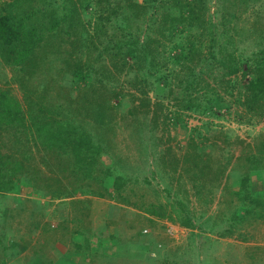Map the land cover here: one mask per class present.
<instances>
[{"label":"rangeland","instance_id":"374dc122","mask_svg":"<svg viewBox=\"0 0 264 264\" xmlns=\"http://www.w3.org/2000/svg\"><path fill=\"white\" fill-rule=\"evenodd\" d=\"M177 1L0 0V15L10 13L17 22L28 15L31 19L27 22H31V28L37 31L41 40L37 47L40 50L38 56L24 64L16 65L7 52L0 51V106L8 103L11 107L9 118L0 121V156L8 155L12 164L19 162L26 170L40 172L51 170L50 165L59 170L66 165V161L74 158L67 154L71 153L70 148L61 149V155L57 157L59 152L56 148L48 149L40 141L34 144L28 136L34 121L51 124L74 122L76 131L81 125L92 135L102 129L106 138L113 136L112 148L105 144L109 154H121L128 162L141 152L144 163L138 162L136 166L141 163L142 168L130 170L131 183L128 186L136 192L130 197V202L96 200L103 201L104 210L111 217L108 220L110 226L119 219L131 225L130 229L136 230L138 235L144 229L149 231V236L156 241H152L149 247L158 248L157 260H154L157 264H187L181 246L184 238L180 235V241L175 244L176 250L167 244L174 239L175 227L185 229L187 221L198 226L203 216L208 214L209 207L202 213V206L206 200L204 194L210 188L207 186L210 182L209 170H220L218 177L224 179L229 174L230 180L237 172L240 173L237 167L251 158L257 159L264 170V95L251 104L252 92L247 87L252 78L251 67L261 58L259 54H263L264 50V0H181L196 8V18L191 24L187 21L184 25L180 24L179 29L172 30L175 24L167 10L168 6H177ZM132 3L135 8H131ZM172 11L181 14L183 9ZM180 29L184 31L180 32ZM171 33L173 37L169 39ZM148 39L159 42L157 51L162 54L157 56L155 53L154 59L144 62L146 53L154 52V46L148 45ZM162 44L166 47L162 48ZM130 52L136 56L132 58ZM175 56L183 57L184 62L173 64ZM234 65L239 71L228 74ZM189 69L195 74L194 79L187 75ZM74 73L79 74L78 80L74 79ZM85 75L88 78L85 79ZM141 77L149 83L147 97H142V92L137 90L144 85ZM188 79L194 83L188 88L189 96L183 105L192 103L194 107L191 110L181 104L177 108L174 101L166 97L165 91L167 84L176 87L179 82L184 83ZM81 94L87 95V100L93 102L90 116L84 117L79 111L73 113L71 109V104L76 106L77 98L81 100ZM146 99L151 111L155 102L164 104L165 114L159 115L157 123L146 119L144 110H139ZM87 100L77 106H82V109L89 106ZM44 105L51 106L49 114ZM97 118L108 126L98 128L100 125L94 122ZM11 119L13 122L7 123ZM23 124L28 127L24 128ZM138 126H147L141 137L135 132ZM138 137H145L142 141L147 143L153 137L160 138L171 145L176 159H181L183 166L178 170L181 176L174 189L170 190L165 179L160 178L161 168L156 170L158 164L153 168L156 159L152 151L144 153L139 149ZM99 140L94 136L91 143L95 146ZM99 144L104 142L100 140ZM188 145L201 154L202 167L194 171L188 170L190 166L183 159ZM101 161L104 166L109 165L108 156L103 155ZM5 162V157L0 159V164ZM28 176H21V181L27 183ZM248 182L243 185H248ZM24 183H19L22 186L16 184L14 177L13 188L22 195L7 193L0 198V219L3 217V220L10 221L14 228L20 227V238L15 240L17 244L21 239L25 242L29 240L28 228L17 223L18 220L27 216L32 203L46 204L47 199L40 192L30 194V188ZM49 184L58 194H73L68 187L64 189L51 180ZM92 197L76 193L70 198L55 199L50 208L46 205L40 207L42 213L45 212L44 221L50 222L53 227L58 220L68 217L66 204L71 213L77 210L76 214L82 217L84 211L80 214L78 208L88 210ZM16 198L21 199L20 203L15 201ZM180 201L184 206H178ZM55 203L65 205L59 208ZM164 206L167 209L162 217L150 214V211ZM213 212L218 214L215 208ZM73 230L70 228V231ZM83 231L84 235L92 234L85 227ZM74 235L71 234L70 241L76 260L67 264H92L87 263V256L83 257L85 250L79 253L76 246L79 243L73 240ZM116 235L110 233L99 240L94 259L98 257L99 250L107 248L104 246L106 240L120 239ZM34 241L32 237L28 248L21 252V255L28 254L31 261L22 264H44V260L49 264L47 251L42 253L43 256L34 255ZM84 241L86 244L85 238ZM126 241L129 242V239ZM122 250L106 256L102 264L133 263V259L123 256Z\"/></svg>","mask_w":264,"mask_h":264},{"label":"trees","instance_id":"16d2710c","mask_svg":"<svg viewBox=\"0 0 264 264\" xmlns=\"http://www.w3.org/2000/svg\"><path fill=\"white\" fill-rule=\"evenodd\" d=\"M132 7L135 8V4L132 3L131 8ZM176 8H179L180 10L183 9V12L181 14L174 13L172 10ZM194 9L196 8L191 3L186 1L184 3L181 0L177 1V6H168L167 11L172 14L175 24V27L173 26L172 30L179 29L181 27L179 25H184V22L187 21L191 24L193 22L192 20L196 18ZM30 19L31 18L26 15V18H19V22H17L12 18L10 13H6V15L3 16L0 15V51L7 52L9 54V58L12 57L13 62H15L16 65L24 64L31 59H35L40 52L37 47L41 40L37 37V31L31 28V22H27V20L30 21ZM182 31L184 30L180 29V32ZM163 36H165V34ZM171 37H173L172 33L170 34L169 39H171ZM148 45L154 46V52H147L145 58H143L144 62H150L152 59H154L153 57L155 53L157 56H160L162 54L157 51L159 46V42L157 40L150 41L148 39ZM161 47L165 48L166 44H162ZM169 49L171 50L172 47ZM262 53L263 54H259L261 58L257 60L251 67L252 78L247 86L252 92V98L250 101L251 104H255L258 100V97L260 98L264 95V50ZM130 54L132 58L136 56L134 53L132 54V52H130ZM183 62V57L175 56L173 58V64H181ZM238 71L239 70L237 66L234 65L233 69L228 74H234ZM156 72L158 73L159 71L156 70ZM187 75H190L189 78H195V74L192 73V70L190 69L188 70ZM73 77L75 80H78L80 78L79 74L77 73H74ZM84 78H88V75H85ZM141 82L144 83V85L140 86L139 82L138 85L140 86V88L137 87V90L142 92V97H147L150 90V88L147 87L149 83L145 77H141ZM193 83V80L188 79L184 83L179 82L178 86L176 87L172 86L171 84H167L165 87V91L167 94L166 97H170L174 101V104L177 108L179 104H181L180 106H183L187 110H191L192 107H194L192 103L187 102L186 105H183V102H185L186 97L189 96V94H187V91ZM83 95L84 94L80 95L81 100L77 98L78 102H76V106L71 104V109H73V113H75L76 111L78 113L79 111V113H82L83 116L86 117L87 115L90 116V114L93 113L94 106L93 102L87 100V95ZM85 100H87V105L89 106H85L83 109L82 106L81 108H79L77 106L79 102L81 103V101ZM1 105L0 121L9 118V115L11 114V107L8 103H2ZM50 105L49 107L51 108ZM44 106L45 110L49 114L51 112V109L46 105ZM249 107L252 108L253 106L249 105ZM150 108L151 105H149V102L146 99V101L143 102V106L140 107L139 110L142 112L144 110L146 119H151L152 121L155 120L157 123L160 120L159 115L164 116L165 114L163 113V110L165 109L164 104H162L160 101L155 102L154 104H152V111L150 110ZM65 109H67V107ZM81 109L82 112H80ZM97 115L98 114H96V116ZM13 119L8 121L7 123L13 122ZM86 119H88V117ZM94 122L95 124L100 125L98 126V128L108 126V124H105L102 120H100V118L95 119ZM1 125L2 123L0 122V127ZM75 125L76 124L74 122H66L65 124L63 122H56L55 124H51L48 121L45 123L34 121L31 124V128H29L31 134L28 135L29 138L32 139L34 144L40 141L41 145L43 144V146L48 149L56 148V151L59 153L55 151H53V153H57V157L59 156V154L61 155L60 151L64 150L63 148H70L69 150H71V153L67 154H70V156L74 158L66 161V165L64 167H60L59 170L50 165L51 170H43L44 172H40L39 170H26L24 169L22 163L19 162H13L12 164L8 155L0 156V159L5 157L6 160L4 164H0V198L5 196V194L7 193L18 195L20 192H18V190L15 191V187L13 188L14 177L16 178V184L20 185L19 183L22 182L23 185L24 182L21 181V176L26 177V175H30L28 176V182L24 183L28 188H30V194L35 195L40 192L44 197H49L50 202L52 203L55 199H62L67 197L70 198L76 193L94 196L98 199H105L108 202L129 203L130 197L136 194L134 189L128 186L131 183L130 172L132 171L130 170H137V167L140 168V166L142 168V164L144 162L141 159L143 157L141 155V152L137 153L138 156L135 159H131V162H128L127 158L125 159L121 154L111 155L106 150L105 144H109L108 146L110 147V149L112 148V146L110 145L112 144L113 140L111 138L113 136L106 138L102 129L101 132L96 131V134L92 135L88 131H84L81 125L77 128L78 131H76L74 129ZM23 127L26 128L28 126H25V124H23ZM146 128L147 126H138L135 132L137 135L143 136V134H145L144 131ZM32 134L35 136V138L32 136ZM94 136H97L98 140L100 139L101 143L104 142V144L100 145L99 140L98 144L94 146L91 143L93 142ZM142 139L146 138L143 137ZM142 139L138 137L139 142H137V144L140 146L139 149L144 153L150 150L152 151L154 160L156 159V161L153 162V168H155L156 164H158L156 166V170H158V167L161 168L159 172L160 178L163 180L165 179L164 181L166 182L167 179H171V181L176 180L177 183H179V177L181 175H179L180 171L178 170H181L180 167L183 166V162L181 161V159H176L177 157L175 156V153H173L171 145L166 144L158 137H153L151 140H149V143L142 141ZM41 140H43V142H41ZM103 155L108 156V166H104V164H102L103 162L101 160ZM183 159L184 163H187L190 166L188 167V170L190 171H194L195 169L202 167L201 154L199 152H196L195 149L190 148L189 145L187 147V150H185ZM138 162H142V164L140 163L136 166V163ZM242 167L244 169L246 168L245 170L247 171L262 170L259 166V161L253 158L244 161V164L238 166L237 168L239 172H241L240 168L242 169ZM220 172V170L218 172L209 170V178L216 179L215 182H213L214 180L210 179L213 184V186L211 187L212 193H214V186L218 187L220 181L224 180L223 177H218ZM44 173H49L50 175L48 176ZM167 174H169L170 176L166 177ZM228 177L229 174H227V179H229ZM50 180L63 186L64 189L68 187L70 189V193L73 194H58L51 189L49 184ZM246 181H248L247 173L242 172V180L240 182V185L246 187L247 185H243V183H246ZM232 194L234 193H231L230 196ZM32 205L33 206L30 209V212L26 213L27 216L25 218L19 219L17 222L20 225L22 224V226L24 225L23 227L26 226L28 228L27 231L29 232L28 235L30 241L27 239V242H25V239H21L20 243L17 244V241L15 240L20 238V227L14 228L10 221L3 220V217L2 219H0V264H22L24 262L31 261L28 254L21 255V252L23 251V249L28 248L29 242L31 243L32 241V237L35 238V241L32 242L34 255L41 254L43 256L44 251H46L50 246L49 240H53L54 237L58 238V235L61 234V242H65L66 235H71V233L73 232L78 233V229L70 231V228L72 226H81L83 229L85 223L84 220H86L85 217L89 215L87 211H85L86 209L78 208V210L81 211L80 214H82V211H84L82 217L78 216L76 214L77 210L75 213H71L70 209H68V204L65 205L64 203H59L57 204V206L59 208H62L61 206L65 205L67 211L69 210V215L68 217L65 216L64 218L58 220L56 225L52 227L50 222L44 221L45 214L42 213V209L40 208L45 204L37 202L32 203ZM139 206L140 205H138V207ZM178 206H184L183 202L180 201ZM165 207L166 206L152 210L150 211V214L154 217H162L165 210L167 209ZM185 220L187 221L188 219L185 218ZM187 226L192 227L193 224H189L187 221ZM15 231L16 233H14ZM24 237L25 236L21 238ZM73 259L74 261L76 260L75 257Z\"/></svg>","mask_w":264,"mask_h":264},{"label":"crops","instance_id":"0c3cea01","mask_svg":"<svg viewBox=\"0 0 264 264\" xmlns=\"http://www.w3.org/2000/svg\"><path fill=\"white\" fill-rule=\"evenodd\" d=\"M242 172L247 173L248 176L249 182L246 187L240 185V173L242 174ZM263 172L264 170H241L240 173H236L235 178L230 180L226 176L223 181H220L218 187L214 186V193H212L209 178L210 182L207 186L210 189L207 194H204L206 200L202 206V213L209 207L208 214L203 216L202 222L198 226L195 224L185 229L175 227L174 239H171L167 245L170 244L169 247L175 249V244L180 241L182 236L184 238L182 242L184 240L185 242L181 246L184 248L183 254H186L187 264H264ZM229 183L233 185L230 186ZM175 184H177L176 180L174 182L167 181L166 185L172 190ZM231 193L234 194L230 196ZM20 194L22 195V193ZM17 199L15 201L19 203L21 199ZM91 199H93L92 205L89 204L90 207L86 210L89 215L85 217L86 220L83 223L86 226L85 230L88 229L92 234L84 235L81 226H79L78 233H71L75 234L73 240L76 239L79 243V245L76 244L79 247V253L85 250L83 257L87 256V263L102 264V260L106 256L118 249H123V256L134 260L133 263L128 261L126 264H157L154 260H157L158 248L149 247L152 241L153 243L156 241L154 237L149 236L147 229L138 235L136 230L130 229L131 225L119 219L116 224L110 226L108 220L111 217L104 210L103 201L96 200L95 197ZM45 203L46 207H51L52 202L49 197ZM55 204L57 206V203ZM214 208L218 214L213 212ZM226 210L229 211L226 213ZM74 227L71 228L77 229ZM110 233L120 236L121 242L117 238L106 240L104 246L107 248L99 250L98 257L94 259L99 247L97 243L102 237L109 236ZM70 236V234L65 236V242H61V237L49 240L50 246L46 250L47 253L45 252L49 264H67L68 261L71 262L70 260L74 261L73 245L70 241L73 236ZM126 239H129V242ZM57 245L60 246L56 250ZM83 245L84 247H82ZM103 250L108 251L102 252ZM154 256L155 258H153ZM44 264H47L46 260H44Z\"/></svg>","mask_w":264,"mask_h":264}]
</instances>
